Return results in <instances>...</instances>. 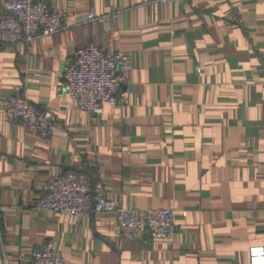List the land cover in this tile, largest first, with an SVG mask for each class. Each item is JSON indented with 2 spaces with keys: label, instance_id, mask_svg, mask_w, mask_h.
Instances as JSON below:
<instances>
[{
  "label": "crops",
  "instance_id": "0c3cea01",
  "mask_svg": "<svg viewBox=\"0 0 264 264\" xmlns=\"http://www.w3.org/2000/svg\"><path fill=\"white\" fill-rule=\"evenodd\" d=\"M45 1L67 8L64 30L31 45L0 33V264L46 247L66 264H250L264 246V0ZM114 10L117 22H82ZM92 43L129 57L128 103L97 120L56 94ZM20 87L56 119L52 137L5 121ZM72 170L102 180L117 208L175 210L176 235L123 238L114 212L37 209Z\"/></svg>",
  "mask_w": 264,
  "mask_h": 264
},
{
  "label": "built area",
  "instance_id": "2783aa9c",
  "mask_svg": "<svg viewBox=\"0 0 264 264\" xmlns=\"http://www.w3.org/2000/svg\"><path fill=\"white\" fill-rule=\"evenodd\" d=\"M158 1L170 3L176 0ZM119 15L120 10L105 15L92 13L85 16L82 22H106L109 17L117 22ZM67 16V8L51 7L45 0H8L0 11V33L9 36L14 43L31 45L40 36L64 30ZM128 64L129 57L122 50L92 43L76 50L66 63L56 94L74 99L80 109L97 120L103 113L104 103L115 107L128 103L125 89L129 81ZM4 119L6 122L20 121L42 138L52 137L57 128L54 116L40 110L29 100L22 87L8 97ZM35 207L71 216L114 212L119 235L123 238L138 239L145 235L172 238L177 233L175 210L117 208L106 197L103 181L91 179L87 171L72 170L52 176L40 190ZM19 259L27 264H66L62 252L50 247L34 249L29 255L22 251ZM5 262L8 264L6 255ZM249 263L264 264V246L250 248Z\"/></svg>",
  "mask_w": 264,
  "mask_h": 264
}]
</instances>
